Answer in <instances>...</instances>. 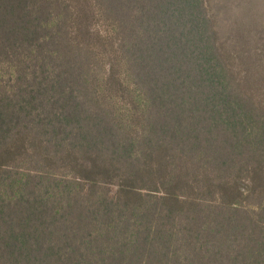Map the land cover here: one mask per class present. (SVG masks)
<instances>
[{"label": "trees", "instance_id": "trees-1", "mask_svg": "<svg viewBox=\"0 0 264 264\" xmlns=\"http://www.w3.org/2000/svg\"><path fill=\"white\" fill-rule=\"evenodd\" d=\"M258 81L205 0H0V264H264Z\"/></svg>", "mask_w": 264, "mask_h": 264}, {"label": "rangeland", "instance_id": "rangeland-1", "mask_svg": "<svg viewBox=\"0 0 264 264\" xmlns=\"http://www.w3.org/2000/svg\"><path fill=\"white\" fill-rule=\"evenodd\" d=\"M221 53L241 77L258 81L264 95V0H205ZM249 182L240 185L246 192ZM116 191V188H113Z\"/></svg>", "mask_w": 264, "mask_h": 264}]
</instances>
